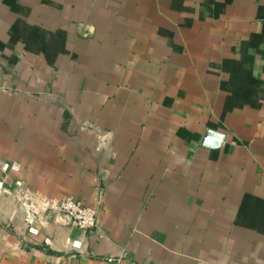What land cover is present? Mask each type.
Masks as SVG:
<instances>
[{"label":"crops","instance_id":"0c3cea01","mask_svg":"<svg viewBox=\"0 0 264 264\" xmlns=\"http://www.w3.org/2000/svg\"><path fill=\"white\" fill-rule=\"evenodd\" d=\"M0 182V264H264V0H0Z\"/></svg>","mask_w":264,"mask_h":264},{"label":"built area","instance_id":"2783aa9c","mask_svg":"<svg viewBox=\"0 0 264 264\" xmlns=\"http://www.w3.org/2000/svg\"><path fill=\"white\" fill-rule=\"evenodd\" d=\"M3 187L0 182V188ZM9 195H14L20 204H22L30 214L32 225L29 227V234L37 236L40 229L34 225L35 221H42L43 210L37 200L36 195L31 192L22 180L15 181L13 190H6ZM59 220L66 222L67 225L87 231L94 229L99 223V212L93 207L86 206L78 202L73 197H66L58 202H53L49 206Z\"/></svg>","mask_w":264,"mask_h":264},{"label":"water","instance_id":"95a60500","mask_svg":"<svg viewBox=\"0 0 264 264\" xmlns=\"http://www.w3.org/2000/svg\"><path fill=\"white\" fill-rule=\"evenodd\" d=\"M221 141L222 136L220 134L210 131L207 133L203 145L209 148H217Z\"/></svg>","mask_w":264,"mask_h":264}]
</instances>
